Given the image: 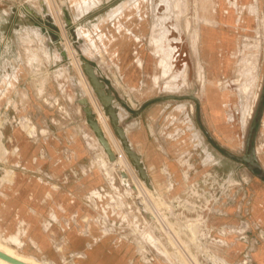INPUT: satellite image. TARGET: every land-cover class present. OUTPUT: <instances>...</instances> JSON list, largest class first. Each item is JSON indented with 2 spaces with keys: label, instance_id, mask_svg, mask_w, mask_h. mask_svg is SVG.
<instances>
[{
  "label": "rangeland",
  "instance_id": "rangeland-1",
  "mask_svg": "<svg viewBox=\"0 0 264 264\" xmlns=\"http://www.w3.org/2000/svg\"><path fill=\"white\" fill-rule=\"evenodd\" d=\"M231 1L0 0V121L14 130L36 125L38 136L32 139L50 135L64 143L62 188L73 191L67 199L74 200L79 214L78 220H70L81 234L101 237L99 264H242L220 255L224 245H206L191 235L187 224L204 219L216 236L223 215L206 214L203 203L183 194L177 162L184 155L198 168L197 176L211 172L207 185L232 175L242 180L229 187L237 195L225 207L248 206L254 193L264 189L258 170L225 153L244 157L255 144L264 167V0ZM228 10L237 19L231 24L220 20ZM206 29L227 36L217 39L210 60L202 53ZM225 56L229 68L223 65ZM248 66L254 68L260 89L245 123L235 80ZM90 72L98 79L95 83ZM89 111L97 118L98 131L89 124ZM189 119L203 141L199 148L189 132L175 146L173 132L185 128ZM45 123L55 128L40 133ZM117 127L140 155L148 181L128 155ZM139 134L147 140L144 146L133 140ZM162 156L177 163L171 191ZM168 167L175 168L173 163ZM104 185L107 193L92 194ZM50 240L55 260L22 253L0 234L1 243L44 264H78L85 257L83 250L67 247L64 234L52 232ZM209 247L215 257L205 255ZM76 252L83 256L72 257Z\"/></svg>",
  "mask_w": 264,
  "mask_h": 264
},
{
  "label": "crops",
  "instance_id": "crops-1",
  "mask_svg": "<svg viewBox=\"0 0 264 264\" xmlns=\"http://www.w3.org/2000/svg\"><path fill=\"white\" fill-rule=\"evenodd\" d=\"M248 1L250 0H235L230 4ZM220 20L225 24L237 21L229 10L220 16ZM225 38H227L225 34L206 29L202 38L204 56L209 59L208 53L217 46V39L225 40ZM223 65L225 68L230 67L227 56L224 57ZM45 124L47 127L44 131L55 128L49 123ZM185 130L184 127H176L173 132L177 141L175 146L179 147L178 144L185 142V135L188 132ZM49 136L32 139L27 131L21 128L14 130L0 121V234L6 243L22 253L45 256L54 260L57 259V253L52 246L50 233L64 234L69 249L85 252L84 258L77 259L78 264H99L102 261L98 244L101 237L81 234L70 220L71 217L73 220L74 218L78 220L79 214L74 200L71 202L67 199L73 196V191L66 193L62 188L65 174L59 172V166L63 162L64 154L61 150L65 145ZM146 137L150 139L154 150H157L149 134ZM189 139L191 140L190 137ZM133 140L143 146L147 141L142 134L137 135ZM160 160V163L166 164L167 167L173 163L175 168L171 171L176 174L178 170L176 162L165 160L163 156ZM220 161L225 163L224 160H219L218 163ZM252 199V204L248 206L238 204L225 207L227 214L219 219L218 224H238L241 218L254 223L248 241L235 240L234 235L226 238L228 245L222 246L223 252L220 255L229 261L242 262L246 249L253 243L254 249L251 253L253 260L257 264H264V239L260 238L258 233L259 228L264 230V189L257 194L254 193ZM66 220L68 224L65 223ZM110 255L116 257L112 250Z\"/></svg>",
  "mask_w": 264,
  "mask_h": 264
},
{
  "label": "built area",
  "instance_id": "built-area-1",
  "mask_svg": "<svg viewBox=\"0 0 264 264\" xmlns=\"http://www.w3.org/2000/svg\"><path fill=\"white\" fill-rule=\"evenodd\" d=\"M189 116V114H186ZM22 122H27V119L23 118L21 119ZM189 124L186 125V130L191 135V141L193 142L194 148H199L202 146L203 141L200 139L198 130H195V127L192 125L191 119L188 120ZM32 126V125H31ZM28 126L26 130L28 131V134L30 137H36L38 136V131L36 125L34 127ZM40 133L44 132L43 128H40ZM162 148V147H161ZM163 149V148H162ZM207 156H209V152L204 151ZM258 152V148L256 147V153ZM211 160H213V156L207 157ZM177 162L181 167L182 170V183L185 185L184 195L188 198H193L195 201H200L203 203L201 206L203 210H205L206 214H214V215H225L227 214V211L225 210V206L229 201L235 200L236 195L234 192L230 194L229 187L234 185H241L242 180H240L237 177L227 176L226 179H223L221 183L218 185L213 186L207 185L208 183V177H214L211 172H206L204 174H201V176L198 175V168L195 166L193 161L190 159V157L179 155L177 158ZM163 170L165 172L166 178H167V191H171L174 189L175 186V177L173 172H171L168 167L165 165L163 167ZM112 186L114 184V181L111 182ZM107 186H100L99 188H96L92 191L93 195L102 193H107ZM229 204V203H228ZM208 217V216H207ZM198 225H196V222H189L187 224V228L190 231L191 235L197 239V241H200L201 243L206 245H228L227 237L228 235H234L235 240H247L249 239V232L252 230V226L254 225L253 222H250L246 218H241L240 222L238 224H224L220 226L217 229V235H213V228H207V223L203 219L202 221L197 222ZM199 225H205V228L200 229ZM200 230V231H199ZM259 237L264 239V230L259 228ZM254 249L253 243L249 244L248 248L245 251V258L242 260V264H254V260L252 257V251ZM205 255L208 258L215 257L214 251L209 247L206 249ZM71 256H77L81 257L83 256L82 253L76 252L72 253ZM218 258V257H217ZM222 259V258H220Z\"/></svg>",
  "mask_w": 264,
  "mask_h": 264
},
{
  "label": "water",
  "instance_id": "water-1",
  "mask_svg": "<svg viewBox=\"0 0 264 264\" xmlns=\"http://www.w3.org/2000/svg\"><path fill=\"white\" fill-rule=\"evenodd\" d=\"M90 76V80H92L95 83V79H97V77L95 76L94 73L90 72L89 73ZM102 90V83H101V88L98 89L97 91ZM191 99L198 101V97L194 96V95H188ZM164 97H171V96H162V98ZM262 99H264V91H263V96ZM107 105V104H104ZM260 106L263 107L264 106V102L262 101L260 103ZM263 112V110H262ZM262 112L260 113L259 116H262ZM114 119L115 116L113 115ZM88 121L89 124L91 125V127L93 129H95L96 131L99 130V123L97 121V118L93 115V113L91 111L88 112ZM258 119H256V121L253 124V129L254 131H256L257 127H258ZM117 132L119 134L120 139L122 140V143L128 153V155L132 158L134 164L136 165V167L140 170V174L143 178H145L147 181L149 180V177L144 169V166L142 165L141 159H140V155L133 149V147L131 146V144L128 142L127 138H126V132L121 128V127H117ZM100 142L102 143V145H104L105 149L107 151L111 150V146L108 143V141L105 139L104 136H100ZM107 142V143H106ZM225 153L227 154V156L229 157H235L236 159L240 160L241 162L245 163L247 165V167L251 170V171H255L258 170L257 175L264 179V167H262L261 163L258 160L257 157V153H256V145L255 144H251L247 154L244 157H239V156H235L233 153L225 151ZM0 257L4 258L5 260L14 263V264H29L23 260H20L4 251L0 250Z\"/></svg>",
  "mask_w": 264,
  "mask_h": 264
},
{
  "label": "bare ground",
  "instance_id": "bare-ground-1",
  "mask_svg": "<svg viewBox=\"0 0 264 264\" xmlns=\"http://www.w3.org/2000/svg\"><path fill=\"white\" fill-rule=\"evenodd\" d=\"M206 46H208V45H206ZM200 71H201V69H200ZM240 74L243 75V76L241 78L239 77L238 79H236L235 82L240 84V86H239V94L238 95L240 96L239 99L241 98L242 103L245 104V110L243 112V116H242V120L241 121L242 122L244 121L246 123V121L252 116V113L254 111L255 102L257 101L258 96H259L260 85L257 84V76H256V74H254V68H251V67L249 68V66H248L247 71H245V72L241 71ZM183 76H184L183 77L184 79H186V76H188L187 68L183 71ZM255 82H256V85H255ZM245 123H244V127H246V124ZM107 130H108V128H107ZM101 147L103 148V146H101ZM0 250L1 251H4V252H6V253H8V254H10V255H12V256L20 259V260H23V261H25V262H27L29 264H44V263H42V262L34 259L33 257L26 256V255H23V254L19 253L14 248H11L10 246L5 245V244H3L1 242H0ZM0 264H14V263H11V262L5 260L4 258L0 257Z\"/></svg>",
  "mask_w": 264,
  "mask_h": 264
}]
</instances>
